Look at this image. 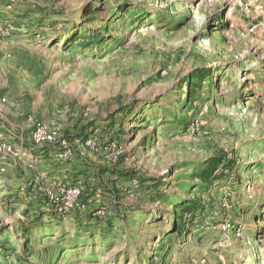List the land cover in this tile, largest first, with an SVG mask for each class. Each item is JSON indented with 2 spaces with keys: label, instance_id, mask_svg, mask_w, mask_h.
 <instances>
[{
  "label": "rangeland",
  "instance_id": "obj_1",
  "mask_svg": "<svg viewBox=\"0 0 264 264\" xmlns=\"http://www.w3.org/2000/svg\"><path fill=\"white\" fill-rule=\"evenodd\" d=\"M0 133V264H264V0H0Z\"/></svg>",
  "mask_w": 264,
  "mask_h": 264
},
{
  "label": "trees",
  "instance_id": "obj_2",
  "mask_svg": "<svg viewBox=\"0 0 264 264\" xmlns=\"http://www.w3.org/2000/svg\"><path fill=\"white\" fill-rule=\"evenodd\" d=\"M200 76H203L202 72L197 73ZM222 157H214L210 161H206L204 167L201 169L202 178L210 177L214 170L218 168V166L222 163ZM106 174L109 175L110 179L117 184L118 180H122L123 178H128L132 171H120L114 168H107L105 171ZM101 186L105 187V184H100ZM94 186V185H93ZM92 189V185L90 186ZM111 189V188H110ZM95 191H93L94 193ZM114 193L117 195V192L114 190ZM193 203V201H191Z\"/></svg>",
  "mask_w": 264,
  "mask_h": 264
},
{
  "label": "built area",
  "instance_id": "obj_3",
  "mask_svg": "<svg viewBox=\"0 0 264 264\" xmlns=\"http://www.w3.org/2000/svg\"><path fill=\"white\" fill-rule=\"evenodd\" d=\"M56 138V133L55 132H48L41 127H38L36 131L33 134V140L35 143H43L45 141H54ZM3 140V135L0 133V152H12L13 149L12 147H6L4 145ZM6 171V167L0 166V178L4 175V172ZM78 194L80 191L77 192Z\"/></svg>",
  "mask_w": 264,
  "mask_h": 264
},
{
  "label": "crops",
  "instance_id": "obj_4",
  "mask_svg": "<svg viewBox=\"0 0 264 264\" xmlns=\"http://www.w3.org/2000/svg\"><path fill=\"white\" fill-rule=\"evenodd\" d=\"M42 151H44V149Z\"/></svg>",
  "mask_w": 264,
  "mask_h": 264
}]
</instances>
